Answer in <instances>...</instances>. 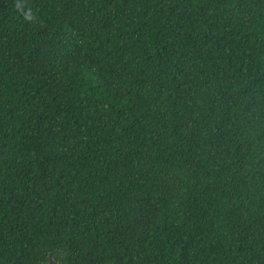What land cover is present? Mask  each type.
Wrapping results in <instances>:
<instances>
[{"label": "trees", "instance_id": "trees-1", "mask_svg": "<svg viewBox=\"0 0 264 264\" xmlns=\"http://www.w3.org/2000/svg\"><path fill=\"white\" fill-rule=\"evenodd\" d=\"M264 264V0H0V264Z\"/></svg>", "mask_w": 264, "mask_h": 264}, {"label": "rangeland", "instance_id": "rangeland-1", "mask_svg": "<svg viewBox=\"0 0 264 264\" xmlns=\"http://www.w3.org/2000/svg\"><path fill=\"white\" fill-rule=\"evenodd\" d=\"M47 264H56L54 261H50L49 263H47Z\"/></svg>", "mask_w": 264, "mask_h": 264}]
</instances>
